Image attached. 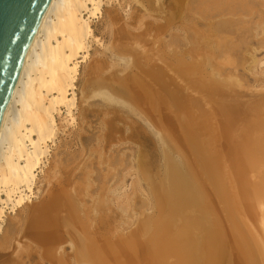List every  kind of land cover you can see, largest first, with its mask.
Listing matches in <instances>:
<instances>
[{"label": "bare ground", "instance_id": "obj_1", "mask_svg": "<svg viewBox=\"0 0 264 264\" xmlns=\"http://www.w3.org/2000/svg\"><path fill=\"white\" fill-rule=\"evenodd\" d=\"M163 1L48 0L32 47L23 59L12 84L0 130L1 250L3 244L8 242L10 234H13V216L12 221L7 222V212L16 214L18 209L24 207L26 211L20 212H26V215L14 236L18 241H32V245L36 243V246L40 247V254L49 264L70 263L66 258L68 255H62L67 254L62 250H65L69 240L74 248L71 258L78 264H264V92H239L238 95H232L227 92L221 80L215 78L216 71L219 70L220 73L221 69L209 71L210 69L206 68L207 71L202 68V62L188 61V53H184L187 57L181 54L182 57L180 54L177 56V52H166V44L163 43L167 41L163 42L165 39L162 40L161 36L175 28L178 23L177 26L186 29L188 23L185 24L181 18L188 13L184 9L189 10V2H186V6V0L174 1L172 7H166L167 12L164 9L165 17L163 12L161 14L165 18L164 22L153 24L156 21L153 19L152 23L147 12L163 10ZM193 3H196V8L205 16L212 15L214 10L225 11L226 6L212 7L205 4L204 0H193ZM116 4L118 7L113 8ZM104 6H109L105 9V14L111 35L112 52L116 53L118 59H124L126 70L134 66L141 69L140 73L144 76H137L133 69L131 73L128 70L129 73L120 76L115 71H110L113 66L106 67L107 62L97 56L88 72L89 78L83 85V99L87 100L100 91L107 102L112 100L118 104L116 95H113L116 92L124 94L126 98L131 97L134 100H129L131 104L138 101L142 109L137 110L148 114L143 113L148 116L146 120L150 119V124H153L158 132L162 131V136L169 139L181 159L176 161L169 158L161 176L152 175L149 164L144 163V160L140 162V159L139 171L146 183L149 182L148 192L151 194L150 199L152 198L155 211L140 218L135 227L127 233H119L116 230L121 229L113 226L115 232L114 228H111L112 225H109L114 221L109 223L107 214H102L104 212L101 211L107 209L103 208L107 202L103 198L105 194L102 188L99 190L103 192L100 196L104 202L98 197L100 201L94 202V208H86L85 211H88L85 213L81 203L83 184L81 183L82 187L80 183L76 186L74 171H65L64 167V172L58 171L60 163L50 166L49 161L50 156H53L52 148L57 145L59 136L64 131V123L75 120V88L80 63L88 58L94 43H103L102 36L96 35L91 21L96 14L101 13ZM227 9L229 10L228 7ZM189 25L194 29V24ZM204 25L208 30L207 36L204 35L212 39L214 30H209L215 27V23L209 20ZM151 30L155 32L153 38ZM195 32L198 36L192 42L194 48L190 50L191 54L195 53L194 57L198 56L197 52L202 49L201 46L208 42L205 36H201L205 31L200 34L199 30ZM209 33L212 35L209 36ZM175 34L177 35V32ZM171 35L176 36L174 32ZM214 36L216 35H213V39ZM215 38L218 40V37ZM217 42L220 43V40ZM217 42L213 45H219ZM151 43L158 46L148 49L147 46ZM151 50L152 56L148 53ZM204 50L209 51L207 48ZM204 50L202 58L205 53L208 57ZM154 57L158 63L144 64L145 60L147 62ZM210 57L212 56L209 55V60ZM229 59L227 61H230ZM211 62L214 64V61ZM213 66L215 68L217 64ZM132 86L136 87L133 89ZM132 106L129 108H133ZM88 107L81 108L84 117L90 114ZM133 109L131 110L134 111ZM107 118L109 117L105 119ZM110 123L112 128L114 125ZM107 132L109 133V130ZM78 136H81L82 141L90 139L83 135ZM90 148L89 151H92ZM81 152L79 156L82 157ZM81 163L84 165V162ZM86 166L82 167L86 169ZM71 167L67 168L71 170ZM87 172L89 170L86 171L85 177L89 175ZM108 172L103 175L108 177L110 172L115 171ZM40 173L45 174L44 180L47 181L48 188L43 192L44 197L39 198L41 200L34 201L33 198L36 199L42 193L40 187L34 191ZM82 176V173L75 175L79 178ZM105 179L107 182L108 178ZM105 179L102 180L103 184ZM107 189L104 191H110L115 197L123 198L117 192L118 187ZM108 194V197L112 196ZM140 202H143V199ZM147 202L150 201L146 200ZM110 203L109 199L106 207H109ZM89 210L101 212L95 220L96 223H93L96 224L93 229L87 222L89 217H86V214L90 213ZM7 223L10 226L8 229ZM15 227L17 224L12 229ZM28 243L22 245L26 248L22 253L25 251L31 256L30 254L34 253L29 252L31 244L29 246ZM36 246L35 248H38ZM8 258L9 256L0 255V264H14Z\"/></svg>", "mask_w": 264, "mask_h": 264}, {"label": "rangeland", "instance_id": "obj_2", "mask_svg": "<svg viewBox=\"0 0 264 264\" xmlns=\"http://www.w3.org/2000/svg\"><path fill=\"white\" fill-rule=\"evenodd\" d=\"M174 1H177V0H164L163 1V4H164L163 10H161L160 12L150 11L151 13L153 12V14H151L150 12H147V15L149 17L148 19L150 21H152V23H153V19H154L156 21V23L154 22L153 24H159V23L164 22L165 18H163V17H165V15H166V13H164V12H165V10H166V12L168 11L166 9V7L167 6H168V8L172 7L171 4L172 3L174 4ZM186 2L187 3L189 2V6H188V4H186ZM242 2H243V5H242ZM204 3L209 5V6H212V7L218 6V5H221V7H224L226 5L224 7L225 11L220 12V11L214 10L212 15H206L205 16L204 14H202L201 10L196 8V6H195L196 3H193V0H190V1L186 0L185 5L188 6L189 10H187L185 8L184 11L186 10V11H188V13L186 12L187 13L186 14L185 12H183L184 14H186V16H183L185 18H183V17L181 18V20L183 19L185 24L188 23L185 27L186 29H184L183 26H177L179 24L178 23L175 25V28L174 27L172 28V30H169L168 32H164L163 36H161L162 40L165 39V40H163V42L167 41L168 43H170V44H168L167 42L163 43V44H166L164 47L165 51L170 52L171 54H174L177 52L176 53L177 56L180 54L179 56L185 55L184 57H187V55H188V57L186 58L188 61L191 60V61H196V62H202L203 63L202 68L205 70H207L206 68H208V70L210 69L209 71L214 70V69H216V70L221 69L220 73L218 72L219 70L216 71L217 75L215 78L218 80H221V82L226 86L225 88L227 89V92L232 93V95H238V94H240L239 92H242V93L245 92L247 94H250V93L258 94V93L264 92V0H204ZM222 3H223V5H222ZM117 5L118 4L114 5L113 8H115V7L117 8L118 7ZM185 5H184V7H185ZM104 7L102 8L101 13L96 14V17L93 18L91 21V24L96 29V35L97 36L99 35L98 37L102 36L101 37V39H102L101 43L102 42L103 43L101 45H97L94 43L92 45V47L90 48V53H89L88 58L84 62L80 63L79 74L77 77L76 88H75L76 89V97H77V102H76L77 105L75 106V109H74V119L75 120L74 121L70 120L71 122L64 123V126H63L64 131L60 134L57 145L52 148L51 155H53V156H50L49 161L52 163V164L50 163V166L54 165V164L56 165L59 163L61 165L64 163L62 166L58 165V167H59L58 171L63 170V167L65 168V171H70V172L74 171L75 174L73 175V177H74L73 179H75L74 182H76V186H79V185L81 186V183L83 184L82 185L83 188H81V189H82V192L83 191L84 192L82 193L83 197L81 199H83V200L81 203H82L83 210L85 213H86V211H88V210L85 211V209L86 208L89 209L90 206L93 207L95 204L94 203L95 201H96V203H97V201H100V200H102L101 202H104V200L106 199L105 202H107V203L106 204L104 203L105 205L103 203L102 204L104 205V207H103L104 209L107 208L105 210L107 212H105V211H101V212H104L102 214H107V216L106 215L105 216L107 218L109 217V223H110V221H111V223L114 221L112 224H109L110 227H111V225H112L111 228L118 226L119 229H121V231L118 229L116 230L115 228L113 230L114 231L116 230L117 232L119 231V233L120 232L121 233H124V232L127 233L133 227H135V225L138 223V220L140 218H142L146 214H149V213L151 214L152 212L155 211L154 207L152 206L153 205L152 198L150 199L151 194H150V192H148L150 190V188H148L150 186H147V185H149V182L147 181L148 183H146V181L144 180V177L142 176V174L139 171L140 169H139L138 165L140 164V162H143V160H144V163H146L147 165L149 164L148 167H150V170L153 172L152 175L158 174V176H161L165 172V164L169 158H172L173 160H176V161H180L181 159H180V154L177 151H175V149L173 148L169 139H166L164 137V135L162 136V134H163L162 131H161V133L158 132L159 130L157 128L153 127L152 126L153 124H150L151 122H150L149 118H148L149 120H146L148 117L146 115H148V114H146L143 110H141V111H143L142 113L137 110V109H139V110L142 109L141 106L139 105L138 101L137 102L135 101L136 103H133L134 106H132L133 104H131L132 102L130 103V101L134 102V100H132L131 97L126 98V96L124 94H120V92H116L117 94L113 93V95L114 94L116 95L115 98L118 99V101H117L118 104H116V101H112V100H109V102H107L108 100L105 99L104 94L101 93L100 91L97 94H95L93 97L91 96L87 100L83 99V97H82L83 85L85 84L86 79L89 78L88 72H90L89 70L92 66V63L94 62L93 60L97 56L101 57L105 63L107 62L106 67L109 66L108 68H111L113 66V68L110 71H115L120 76L121 75L123 76V75L129 73V71L131 73L132 69L136 74H138L137 76H139V75L144 76L143 74L140 73L141 69L139 70L134 66L132 68L130 67L131 69L129 68L128 69L129 71L126 70L124 59L123 60L118 59V56L116 55V53L112 52V50L110 48V44H111L110 43L111 42L110 37H111V35H110L109 28L107 27L108 26L107 25L108 19H106L107 16L105 14V9L109 6H104ZM111 7H112V5L110 6V8ZM189 7H191V8H189ZM227 7L229 8V10L227 9ZM125 9H126V7H125ZM171 11H173V10H171ZM120 12H122V11L120 10ZM162 12H163V14H162ZM123 13H124V11H123ZM154 13H156L157 15H155ZM161 14L163 15V17ZM152 15H154V16H152ZM155 16L156 17L159 16V17L156 18ZM158 19H159V22L157 23ZM209 20L215 23V27H213V29H211V31L209 30V32H212L214 30V32H212V34L214 33L216 35V36H214V39H213L214 34L212 35L211 33H209L210 35L209 34L208 35L209 36L212 35V37H211L212 39H210V37L206 38V36H207L206 34H207L208 30H206V26L204 25V23H206ZM189 24H191V25L194 24V29L192 27H190ZM177 27H178V29H176ZM179 27L181 29L182 28L183 29L181 30ZM176 30H178V31H176ZM196 30H199V34L201 32L205 31L206 33H203V34L201 33V36L206 35L205 36L206 40L209 43L211 42L210 44H212V46H214L216 44V42L218 40H220V43L217 42V43H219V45L217 44V46H214L215 47V49H214V47H212L208 42H206V43H204L206 46L202 45L201 46L202 49L197 52L198 56L194 57L193 54H195V53L191 54L190 50H192V48H194L192 42L196 39V36H198L195 34ZM154 31L151 32V33H153L152 34L153 36L151 38L154 37V34L156 32V31L155 32ZM170 31H173L174 35H176L175 33L177 32V35L176 36L171 35V33H173V32H170ZM215 37H218V40H216ZM169 39H171V40H169ZM208 39H210L211 41ZM172 40H174V41H172ZM213 42H215V43H213ZM207 43H208V45H207ZM155 45L156 44L151 43L147 47H148V49H153V48H156L158 46V44L156 46ZM209 45L212 47V49ZM168 46H169V48H166ZM207 46H209V47H207ZM204 48L209 49V51H211V53L213 52L214 55L216 53L217 57L215 56L216 57L215 58L214 55L213 54L211 55V53L209 51L208 52L210 54H208V52L205 51ZM167 49H168V51H167ZM203 50H204V52H207L208 57H209V55L212 56V57H210L211 58L210 60L206 56V53H205V56L203 54L204 58L201 57ZM189 52H190L191 57L189 56ZM148 53L151 56L153 54L152 50L150 52L148 51ZM184 53H186V54L188 53V54L186 55ZM206 57L208 58L209 62L207 61ZM228 58H230L229 59L230 61H227ZM204 60H205V62H204ZM211 61H214V64ZM148 62H151L152 64H154V63H158V60L154 57L150 61L147 60V62H146V60H145L144 64L148 63ZM159 62H161V61H159ZM205 63H207V65ZM208 63L210 66L211 65L213 66L216 64H217V66H215V68H214V66L209 67ZM218 66H219V68H218ZM104 74H106V73H104ZM146 79H148V77ZM83 81H84V83L82 84ZM132 87L134 89L136 86H132ZM90 95H92V94L90 93ZM127 99H128V101L129 100L130 101L128 102ZM124 100H126V101H124ZM129 103H130V105H129ZM125 104L126 105L128 104V106H126ZM135 105H136V107L137 106L138 107L136 108ZM86 106L90 107V108L88 107L90 109V114H88V116L84 117L83 116L84 113L81 114L82 113L81 108H83V107L86 108ZM107 106H108V108H107ZM129 106L130 107L132 106L133 108L135 107L134 109L131 108L134 111H132L129 108ZM112 108L114 109V111H112ZM92 110H93V112H92ZM97 111L99 112V115H98ZM112 112L114 115L112 114ZM94 113H97V115H98L97 118L95 117L97 115ZM143 113L146 115H144ZM145 116H146V118H144ZM104 117L105 118L109 117V118L105 119ZM114 117H116L117 119H115ZM112 118L114 120H111ZM80 120L81 121L85 120V121H83L84 124L79 122ZM110 122H112V123H110ZM109 123H110V125H112V126L114 125V126L111 128L109 126ZM113 123H116L117 125L113 124ZM82 126H84V127H82ZM115 126H117V127L115 128ZM118 127L120 128V130H118L119 129ZM136 127H137V129H136ZM113 129H114V131H112ZM138 129H139V131H138ZM108 130H109V133L107 132ZM72 132H73V134H72ZM77 132H80L81 134L80 133L77 134ZM106 132H107V134H106ZM138 133H139V135H137ZM69 134H71V135H69ZM78 135L90 137V139L88 140L89 142L88 141H82L80 138L81 136H78ZM78 137L80 138V140ZM105 138L108 140H106ZM64 140H65V142H64ZM58 143H60V144H58ZM64 143H65V145H64ZM61 144H62V146H60ZM96 146H98L97 148L98 149L100 148V149L98 150L96 148ZM90 147L92 148L93 152L90 150L92 153L89 151ZM82 148H83L82 151L84 152V150H85V153L80 151ZM95 150L101 151V152H96ZM55 151H57V152H55ZM64 151H66V153H64ZM69 151L70 152L72 151L71 154L75 151L74 154H76V157H74V154H72L73 156H71ZM88 151L91 155H89ZM80 152L85 157L79 156ZM92 157L94 160L92 159ZM98 157H100V158H98ZM88 159H89V161L92 159L93 164H91L92 160L90 162H85V160L87 161ZM99 159H101V160H99ZM140 159H141V161H140ZM72 160H74V161H72ZM81 161L84 162V165H83V163H81ZM137 162H139V163H137ZM78 164H79V167H78ZM74 165H77V167ZM65 166H67L68 168L73 166L75 168L71 167V170H72L71 171ZM82 166H86V169H85V167H82ZM80 167H82V168H80ZM83 168L86 171L89 170V172H87L89 174L87 177H85L87 174ZM108 169H110V171H115V172L112 173ZM75 170H77V171L75 172ZM79 170H81L80 173H82V175H83L82 178L81 177L80 178L75 177L76 174H80ZM82 171L85 172V174ZM63 172H64V170H63ZM107 172L109 173V176L105 177L104 175H106ZM155 172H157V173H155ZM103 173H104V175H103ZM140 174L142 177L140 176ZM39 175H40L39 176L40 179L38 177L34 191L37 190L38 187H40V188H42L41 189L42 193H40L39 196H37V198H36L37 200L34 197L33 198L34 201L41 200L39 198L44 197L43 194L47 190L46 188H48V183H46L47 181L44 180L45 174L40 173ZM76 178H78V179H76ZM102 178H104V179L108 178L107 182L105 179V183L103 184L104 181H102V180H104V179H102ZM38 180H39V182H38ZM45 184H47V185H45ZM106 184H107V186H106ZM101 185H103V187H101ZM108 185H109V187H108ZM104 186H105V189H103ZM107 187L109 189H111L112 187H118L119 190L117 192L123 198L115 197L114 195L111 194L110 191H104L107 189ZM43 188H44V190H43ZM101 188L105 194V195H103L104 200L100 196V193H103L102 190H99ZM109 189H107V190H109ZM105 192H107V193H105ZM108 192H109V194H108ZM106 194H108L109 196L112 195V196H110L111 198L108 197ZM141 196L144 198H142ZM98 197H100V200ZM112 197H115V198H112ZM139 197L143 199V202H140V201H142V199H140ZM146 197H148V198H146ZM108 198L110 199L111 203L109 204V207H106V205L109 203ZM116 198H118V199H116ZM126 198H128V199H126ZM138 198L140 199V201ZM121 199H123V201ZM146 200H149L150 202H147L148 203L147 204ZM112 201H113V203H112ZM141 203H142V206H141ZM144 203H146V204H144ZM23 208L18 209L16 211V214L14 212H7V216H6L7 222L12 221V216H13V225L11 226V230L13 231V234L12 235L10 234V236L8 237L9 240L7 238L8 242L6 241V243H5V245H7V243H8V245H7L8 247H6L7 250H6L4 244H3L4 247L3 246L1 247V248H3L2 249L3 251L0 249V255L1 256L3 255L4 257L9 256V258L11 260L10 262H14V264H19V263L20 264H49V262L47 263L46 259L43 258V256L40 254V252H39L40 247L36 246L37 244L35 242H34L35 244H33L34 245L33 246L31 244L32 241H30V242L27 240L18 241L16 239V237L14 236L16 233V230H18L17 228H20V226L24 220L23 218L26 215V212H24V214L20 212V211H26V208H24V209ZM93 208H92V210L95 211V209H93ZM114 209H116V210H114ZM89 211H90V213L87 212V214H86V217H89V221L87 219V222H88V224H91V226H92L91 229H93V226L96 225L93 223H96L95 220L100 215L99 213H101V212H97V211L92 212L91 210H89ZM109 211L110 212L114 211V212L110 213ZM109 213L111 215H109ZM94 215H96V217ZM18 216L19 217L21 216V217L19 218ZM115 216H116V219H115ZM9 218H11V219L9 220ZM14 218L17 219V221ZM14 221L17 222L16 223L17 227H15V229L13 230L12 227L16 226ZM18 223H20V224H18ZM114 223H117V225ZM8 224L9 223L6 224V229H8L10 227V226H8ZM114 231H113V233H114ZM11 237H12V239H11ZM13 239H15L17 241L14 240V242H13ZM69 241H67L68 243L66 242L67 244L65 243L66 244L65 250H64V248L62 250V251H65L67 254H62V255H64L65 257L68 255L66 258L69 260V262L71 264H75V263L78 264L77 262H74L72 259L73 257H72L71 252L74 251L73 250L74 248L72 247L73 244L71 245V243H70L71 241L70 242ZM16 242H20L22 244L16 243ZM27 243H28V245L31 244V247H30L31 249L29 248V250H31V251H29V252L34 253L33 255L31 253L30 254L31 256H29L28 253H25V251L22 253V250L26 249V248H24L25 246L23 247L22 245L23 244L27 245ZM18 245H20L21 247L19 248ZM35 246L38 248H35ZM17 248H19V249H17ZM33 248H34V250H32ZM20 249H21V251H20ZM5 250L7 252H5ZM35 250H38V251H35ZM27 251H28V249H27ZM65 252L60 251V253H65ZM13 254H15V256L17 255L16 257L18 259L16 257H14ZM19 257H21V259H19ZM38 257H40V258H38ZM42 259L44 261H41ZM20 260H22V261H20Z\"/></svg>", "mask_w": 264, "mask_h": 264}, {"label": "water", "instance_id": "obj_3", "mask_svg": "<svg viewBox=\"0 0 264 264\" xmlns=\"http://www.w3.org/2000/svg\"><path fill=\"white\" fill-rule=\"evenodd\" d=\"M48 0H0V130L21 63L32 47Z\"/></svg>", "mask_w": 264, "mask_h": 264}]
</instances>
